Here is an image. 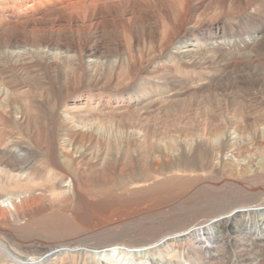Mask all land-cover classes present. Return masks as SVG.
I'll use <instances>...</instances> for the list:
<instances>
[{"label":"bare ground","instance_id":"1","mask_svg":"<svg viewBox=\"0 0 264 264\" xmlns=\"http://www.w3.org/2000/svg\"><path fill=\"white\" fill-rule=\"evenodd\" d=\"M120 1L149 0H0V264H264V28L248 41L221 25L186 38L204 22L167 11L161 34L149 37L160 44L142 75L167 77L157 65L161 56L205 66L229 58L244 61L255 87L175 94L141 86L134 97L93 91L123 82L128 54L107 61L88 46L77 55L59 40L88 11L96 25L105 23L104 7ZM178 2L189 9V0ZM52 14L59 16L46 20ZM253 42V50L239 54ZM83 65L87 89L77 83ZM44 68L59 89L43 85ZM180 99L189 103L174 121L186 120L152 129L149 114ZM178 181L183 189L165 206L119 218L95 209L109 194ZM192 202L204 207L200 220L188 222L197 213L187 210L154 225ZM36 244L48 250L33 258L28 247Z\"/></svg>","mask_w":264,"mask_h":264},{"label":"rangeland","instance_id":"2","mask_svg":"<svg viewBox=\"0 0 264 264\" xmlns=\"http://www.w3.org/2000/svg\"><path fill=\"white\" fill-rule=\"evenodd\" d=\"M201 1H205V4L203 3L204 8H196V6L200 7L201 5L199 0H189V9L187 11H183V9H181L180 6L182 3L179 5L178 0H172V2H167V4L156 3L152 0H149L146 2V4L143 3V5L127 4V2L124 1L115 2V4L112 3L111 5L104 7L106 10L103 12V14L107 17H105V20H107L105 23L96 25L95 19H92V12L88 11L86 17L81 15L80 20L72 25V29H68V31L64 32L65 35H63L59 40L60 43L58 46L62 49L68 48L76 52L77 55L83 54V52L87 49L86 47L88 46L90 48L97 47L101 50L103 59L107 61L115 59L116 57L119 58L123 54H128L127 57L129 58H127L125 62L126 64L124 63L123 68L121 69V78L123 82L121 81V84H117V82H115L116 80H114L110 85L107 84L105 87L92 89L93 91L97 92L120 93L123 91V93L126 95L132 96V94H134V97L141 93L143 87H149L150 89L155 90L159 89V91H162L163 89L175 94H180L185 91L186 93H189L193 90L204 91L210 88L220 89L235 86L234 88L243 87V89H246L250 86L255 87L254 84L253 86L251 85L252 80L249 79L251 77L247 75L248 73H244V61L243 63H241L239 60L237 62L229 63V58H223L216 63L205 66L187 64V61L180 57H174L172 58L174 60H172L166 58L167 56H161L157 60L159 61V64L157 65H160L159 67H164V72L167 77L156 78L153 76L151 79L143 78V76L149 74L150 71V67H146V62L151 57V53L153 54L154 52H158V46L160 44V40L150 42L149 37L153 33H155L156 36L161 34L164 22L167 21V11L169 13L171 12V15L175 18H182L185 16L188 18V21L197 22V24L204 22L196 27L188 29L186 32V38L188 36V38H192L196 35L200 36L202 32L208 33L215 25H221L225 28L226 33L236 32L242 36V41H248L253 37L254 33L260 28V26L264 28V26H262V21H264V0ZM170 5L173 6L172 11H170ZM96 14L100 15L99 9ZM58 16L59 15L52 14V16H47L46 20L54 21L55 17ZM91 19L92 23H90ZM37 34L39 35L41 32H37L36 36ZM16 35L20 36L18 32H16ZM184 38L182 37V40ZM259 41L257 40V42ZM257 42L249 44L247 47L241 50L239 54L241 52L244 53L246 51L253 50L256 47ZM231 53L235 54V52ZM259 63L264 66V55L259 56ZM43 72L44 74L41 76L43 85L46 82V86L51 88L53 84L54 89H59V84L56 82L57 80L54 79V74H52L49 69L45 68ZM77 73V75H79V81L77 82L78 85L81 83L80 86L84 89H87L85 66L83 65ZM172 76L174 79L176 78V81L172 79ZM217 77L218 79H216ZM31 81L35 85L38 83L39 87H41V84H39L40 81L37 79L31 78ZM118 87H122L123 89L114 90ZM64 89H66V87ZM188 103L189 102L184 99L176 101L172 106L170 103H168L165 109L149 114L150 117L148 124L152 127V129L160 131L159 127L164 126L165 123L173 124L179 121V119L186 120L185 118L180 117L177 119V121H174L177 118L175 115L176 111L188 106ZM189 109L190 107H187L185 110L187 111ZM191 111L192 112L188 113L193 115L189 118L190 120L201 115L200 109L194 113L193 110ZM228 157L231 158L230 154L225 155V158ZM181 189H183V186L178 181L168 185L167 188L161 187L160 189H149V187H145L137 191L129 192L128 194L124 192L113 193L105 196L102 199H97V202L95 201V209H99V211L101 210L102 213H105V215L111 218H119L123 217L127 213L135 214L143 210H152L159 206H165L166 203H163V200H165L166 197H168V199L174 197V195ZM188 204L189 203L178 206L176 209H180L179 213L168 212L164 215H160L159 218L155 220L154 225L160 222L163 224L170 223V221L173 222V219L176 217V215L177 218L186 217L187 210L192 212L195 211L197 213L190 216V218L188 217V222H190V220H200L201 217L200 214H198V211L200 209H204V207L199 205L196 206V204H193V202L190 203L191 205ZM79 210L84 211L85 208L80 207ZM90 224L94 225L96 223L91 221ZM132 227L136 228L137 226L133 225ZM124 239H127V237ZM36 245L28 247L30 251L35 252L33 256L31 253L33 258L38 257V254H36L37 252L45 253L48 250V248L44 245Z\"/></svg>","mask_w":264,"mask_h":264}]
</instances>
